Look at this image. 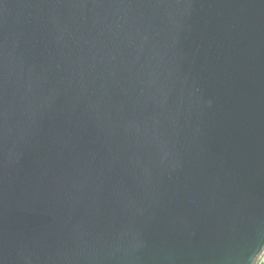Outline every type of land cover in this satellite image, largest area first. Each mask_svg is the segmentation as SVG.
Wrapping results in <instances>:
<instances>
[{
	"label": "water",
	"instance_id": "95a60500",
	"mask_svg": "<svg viewBox=\"0 0 264 264\" xmlns=\"http://www.w3.org/2000/svg\"><path fill=\"white\" fill-rule=\"evenodd\" d=\"M264 0H0V264H255Z\"/></svg>",
	"mask_w": 264,
	"mask_h": 264
},
{
	"label": "built area",
	"instance_id": "2783aa9c",
	"mask_svg": "<svg viewBox=\"0 0 264 264\" xmlns=\"http://www.w3.org/2000/svg\"><path fill=\"white\" fill-rule=\"evenodd\" d=\"M262 262H264V252L262 253V255L258 258L257 262L255 264H261Z\"/></svg>",
	"mask_w": 264,
	"mask_h": 264
},
{
	"label": "trees",
	"instance_id": "16d2710c",
	"mask_svg": "<svg viewBox=\"0 0 264 264\" xmlns=\"http://www.w3.org/2000/svg\"><path fill=\"white\" fill-rule=\"evenodd\" d=\"M261 264H264V262H262Z\"/></svg>",
	"mask_w": 264,
	"mask_h": 264
}]
</instances>
